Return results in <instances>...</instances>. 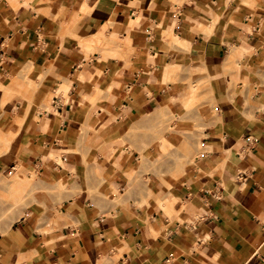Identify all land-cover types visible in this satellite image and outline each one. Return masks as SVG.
<instances>
[{"label":"crops","instance_id":"obj_1","mask_svg":"<svg viewBox=\"0 0 264 264\" xmlns=\"http://www.w3.org/2000/svg\"><path fill=\"white\" fill-rule=\"evenodd\" d=\"M187 54L209 78L215 118L190 167L147 195L129 186L137 150L112 149L142 115L182 110L192 90L177 96L169 80ZM260 70L264 0H0V114L25 109L19 129L6 115L0 139L15 135L0 173L25 178L21 158L66 188L0 233V264H264ZM100 128L105 155L83 154L80 133Z\"/></svg>","mask_w":264,"mask_h":264},{"label":"rangeland","instance_id":"obj_2","mask_svg":"<svg viewBox=\"0 0 264 264\" xmlns=\"http://www.w3.org/2000/svg\"><path fill=\"white\" fill-rule=\"evenodd\" d=\"M98 36L97 34L93 35V40ZM164 39L169 43H174L170 38L165 37ZM177 45L186 48L182 43H177ZM101 46L110 47L106 43ZM239 52L245 55L248 49L239 48ZM187 57L185 62L177 65L175 77L169 80L177 86V96H183L192 90L189 97H183L182 110L177 114L165 109L158 115H142L140 119L147 122V125L140 129L129 130L125 136L120 138L119 145L112 149L117 156L121 155L125 148L137 150V159L134 158L133 161L136 162L139 156L140 162L137 166L134 165V171L130 174L129 186L133 187L140 180V190H144L147 195L151 194L150 186L154 184L155 180L166 183L167 178L177 177L190 167L196 152H200V148L197 150V146L200 145L202 130L210 125L215 118V103L209 78L199 63L192 60L189 54ZM234 59L235 57L230 58L229 61ZM28 71V66L23 68L22 76H27ZM251 75L250 79L255 85L259 86L260 79L264 84V70L258 71L257 75L255 73H251ZM33 78L28 75L29 80ZM31 84L34 87V82L29 81L27 85ZM190 97L194 99L189 101L188 98ZM7 114H0V132L3 129L8 130L5 127ZM8 115L16 119V126L19 129L23 114L9 113ZM184 131L189 134L183 133ZM10 135L8 138L0 139L1 152L4 150V145L8 146L15 133ZM79 143L83 154L89 150L99 155H105L106 148L101 135V128L82 131ZM195 150L197 151L195 152ZM14 165L18 167L15 171L20 172L25 178H17L16 173H12L13 168L0 173V233L21 214L35 207L46 209L51 206L54 208L55 205L60 204L63 197L62 191L66 189L63 183L49 182L42 178L35 167L24 166L21 158H18ZM92 193L107 197L104 192L102 194V192L93 191ZM108 198L117 201L112 197ZM166 213L168 212L166 211Z\"/></svg>","mask_w":264,"mask_h":264},{"label":"bare ground","instance_id":"obj_3","mask_svg":"<svg viewBox=\"0 0 264 264\" xmlns=\"http://www.w3.org/2000/svg\"><path fill=\"white\" fill-rule=\"evenodd\" d=\"M176 41L179 42L180 40H179L178 38H176ZM8 89H9L8 86H5V87H4V90H8ZM4 93H5V92H4ZM5 97H6V96H5ZM192 98H193V97L189 98L188 100L191 101ZM2 99H3V98H2ZM193 99H194V98H193ZM3 100H4V99H3ZM1 104H2V103H1ZM24 111H25V109L23 108V110H22L21 113L23 114ZM8 116H10V115H8ZM9 119H10V118H9ZM9 119L5 117V123H8V122L10 121ZM172 142H173V141H172ZM173 143H174V142H173ZM159 147H161V146H159ZM162 147H163V146H162ZM17 165H18V164H17ZM15 168L17 169L18 167H15ZM63 186H64V185H63ZM171 197H172V196H171ZM171 201H172V200H171ZM171 204H172V203H171Z\"/></svg>","mask_w":264,"mask_h":264}]
</instances>
